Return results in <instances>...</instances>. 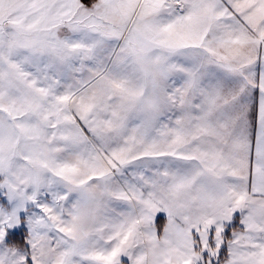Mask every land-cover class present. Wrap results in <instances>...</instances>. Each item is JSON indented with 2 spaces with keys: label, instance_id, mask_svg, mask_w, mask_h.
<instances>
[{
  "label": "snow or ice",
  "instance_id": "1",
  "mask_svg": "<svg viewBox=\"0 0 264 264\" xmlns=\"http://www.w3.org/2000/svg\"><path fill=\"white\" fill-rule=\"evenodd\" d=\"M0 264H264V0H0Z\"/></svg>",
  "mask_w": 264,
  "mask_h": 264
}]
</instances>
